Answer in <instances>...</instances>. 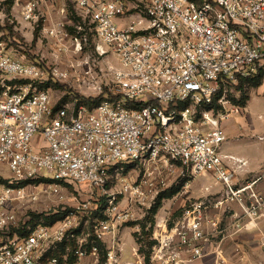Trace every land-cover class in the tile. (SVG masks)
<instances>
[{
    "label": "built area",
    "instance_id": "1",
    "mask_svg": "<svg viewBox=\"0 0 264 264\" xmlns=\"http://www.w3.org/2000/svg\"><path fill=\"white\" fill-rule=\"evenodd\" d=\"M71 1L97 54L117 60L112 85L92 110L76 103L55 107L50 93L36 87L44 80L39 65L0 48V264H127L117 231L131 214L118 197L139 194L141 185L122 182L120 190L110 189L133 164L180 166L193 178L212 176L225 189L223 199L190 205L171 238L153 246L151 263L186 264L187 252L194 260L206 256L212 234L204 227L217 232L223 221L209 215L210 208L226 200L238 203L251 221L264 219V195L254 188L264 182V164L253 181L238 186L228 162L240 160L222 153V122L230 112L207 109L214 102L226 109L240 80L264 68V0ZM53 2L27 0L22 19L36 21L42 5ZM76 42L81 51V38ZM182 103L188 105L180 108ZM46 184L49 189L39 190ZM69 186L77 190L65 191ZM48 196L69 207L65 216L30 225L26 207ZM103 198L107 218L94 233L81 230L78 214ZM175 236L180 249L167 253ZM135 254L136 264H145Z\"/></svg>",
    "mask_w": 264,
    "mask_h": 264
},
{
    "label": "rangeland",
    "instance_id": "2",
    "mask_svg": "<svg viewBox=\"0 0 264 264\" xmlns=\"http://www.w3.org/2000/svg\"><path fill=\"white\" fill-rule=\"evenodd\" d=\"M26 1L0 0V48L5 53L24 57L39 65L44 72V80L41 84L37 82L36 87L50 93L55 107L71 106L76 103L92 110L105 99L109 89L107 86L112 85L111 68L117 66L115 56L112 53L105 56L97 54L90 31L76 15L71 0H54L49 7L42 5L36 21L30 23L25 22L21 14ZM80 24L82 30L77 28ZM53 27L59 30L56 36H51L49 33ZM84 37L87 38V42H84ZM77 38H81L83 43L81 51L76 50ZM57 71H67L69 76L56 78L54 73ZM89 71L91 74L87 75ZM255 99L258 101H254ZM228 100L229 105L226 109L220 104L214 107L217 115L219 112H230V115H236L237 113H232L231 109L238 107L239 115H245L248 123H253L261 132H264V68L262 81L258 87L249 84L244 90H237V94L229 95ZM199 113L200 110L197 114L198 120ZM262 139L264 140V137ZM248 142L243 136L239 140H234L233 144L247 146ZM248 147L251 148V144ZM249 148L248 153H252L254 150ZM120 173L121 180H116L110 190H120L122 182H127L134 187L141 185L139 194L118 197L121 208L131 214L118 224L117 239L122 245V261L127 264H136L139 260L135 254L137 253L144 259L145 264H163L149 261L154 244L171 238L173 227L194 202L207 198L214 203L217 191L211 192L205 189L208 195L195 197L194 181L198 177H191L189 172L182 170L180 166H165L161 163L149 166L133 164L124 167ZM214 182L217 183L216 180ZM48 185L40 187L39 190L49 189ZM65 188L68 192L77 190L75 186ZM218 197L225 198V192L221 191ZM54 198L53 196H48L46 199L43 197L40 204H30L26 207L24 214L30 225L51 224L65 216L67 210L64 208L69 207H65L60 201L56 202ZM101 200L99 203H96L94 199L90 200L86 206V212L81 211L78 214L77 221L81 230L94 233L98 221L107 218L105 213L107 199ZM209 215L212 216L210 213ZM88 216H90L89 220ZM225 216L222 217L224 221H221L217 232L211 230L209 226L204 227L205 232L212 234L209 235V243L205 247L206 256L194 260L191 259V253L187 252L184 254L186 264H192L213 254L216 256L215 264H264L252 245H246L240 241V244L244 246L237 245L238 240L235 241L228 256L224 253L222 240L228 239L231 232L228 221L230 214L226 213ZM54 217L56 219L53 220ZM237 230L234 232H238ZM171 249L167 253L180 249L179 239L176 236ZM262 249L264 250L263 244ZM104 251L105 249L103 253ZM245 254L247 257L249 254L247 263L243 258ZM255 259L256 262H253Z\"/></svg>",
    "mask_w": 264,
    "mask_h": 264
},
{
    "label": "crops",
    "instance_id": "3",
    "mask_svg": "<svg viewBox=\"0 0 264 264\" xmlns=\"http://www.w3.org/2000/svg\"><path fill=\"white\" fill-rule=\"evenodd\" d=\"M254 101L258 100L255 99ZM250 102H252V100ZM247 109L248 105L245 107L246 111ZM230 117L231 118L228 120L222 122V127L226 133V142L222 146V153L225 156H232L240 160V163L228 162V164L236 170V182L238 183V186H241L247 182L253 181L255 175L258 174L264 164V140L262 139V137H264V132H261L253 123H248L245 115L233 114ZM259 117L263 118L262 115H259ZM243 136H245L249 141L247 146L233 144L234 140H239L241 137L243 138ZM250 144L251 148L248 147ZM248 148L253 149L254 151L252 153H248ZM214 180L215 178L210 175L200 176L195 179V197H203L206 194L205 189H207L211 192L217 191V193H215L217 195L216 200H220L218 195H220L221 191H224L225 189L223 185L215 183ZM254 188L264 195V182L257 184ZM209 212L212 215H218L221 217L225 216L226 213L230 214V216H228L229 226L231 228L230 236L228 239L222 240L223 250L227 256L234 246L235 241L238 240V243L236 242L237 245L244 246L241 245L240 242H243L246 245H252L256 250V254L261 256L260 261L264 263V250L262 249V244L264 245V219L251 221L250 218L244 215L238 203L227 200L224 201V205L222 207H212ZM223 218L222 220L224 221ZM239 225L240 228H236ZM232 228L234 230L238 229V232H234ZM245 255L243 258L245 263H247L249 254L248 257ZM215 261L216 256L213 254L192 264H215ZM253 262H256V259Z\"/></svg>",
    "mask_w": 264,
    "mask_h": 264
},
{
    "label": "trees",
    "instance_id": "4",
    "mask_svg": "<svg viewBox=\"0 0 264 264\" xmlns=\"http://www.w3.org/2000/svg\"><path fill=\"white\" fill-rule=\"evenodd\" d=\"M262 76H263V68H261L254 76H252V77H249V78H246V79H242V80H240V82H239V84H238V86H236V89L238 90V91H242V90H244L245 88H246V86L247 85H251V86H253V87H258L260 84H261V81H262ZM111 97H113V98H116V99H120V96H114V95H111ZM130 104V103H129ZM79 105H81V104H79ZM188 105V103H182V104H180V108H184V107H186ZM217 105V103H213V104H211L210 106H208V108L207 109H211L212 107H215ZM132 107H134V108H137L138 107V105H134V106H132ZM216 107H218V106H216ZM57 218L58 217H60V216H56ZM56 217H54L53 218V220L54 219H56ZM58 220V219H57ZM155 244H157V242L155 243ZM154 244V245H155ZM75 244H74V242H72L71 243V246L73 247ZM100 245V247L102 248V252H103V249H104V247H103V245L100 243L99 244ZM56 255H58V254H56Z\"/></svg>",
    "mask_w": 264,
    "mask_h": 264
}]
</instances>
